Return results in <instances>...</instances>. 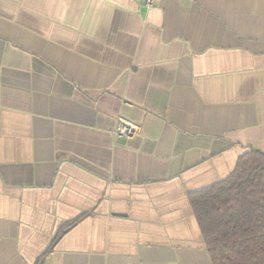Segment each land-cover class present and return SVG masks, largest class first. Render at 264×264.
I'll return each instance as SVG.
<instances>
[{
  "label": "crops",
  "instance_id": "1",
  "mask_svg": "<svg viewBox=\"0 0 264 264\" xmlns=\"http://www.w3.org/2000/svg\"><path fill=\"white\" fill-rule=\"evenodd\" d=\"M251 151L264 0H0V264H213L190 195Z\"/></svg>",
  "mask_w": 264,
  "mask_h": 264
},
{
  "label": "trees",
  "instance_id": "2",
  "mask_svg": "<svg viewBox=\"0 0 264 264\" xmlns=\"http://www.w3.org/2000/svg\"><path fill=\"white\" fill-rule=\"evenodd\" d=\"M190 201L213 264H264V153L243 155L227 179Z\"/></svg>",
  "mask_w": 264,
  "mask_h": 264
},
{
  "label": "built area",
  "instance_id": "3",
  "mask_svg": "<svg viewBox=\"0 0 264 264\" xmlns=\"http://www.w3.org/2000/svg\"><path fill=\"white\" fill-rule=\"evenodd\" d=\"M144 5L148 9L158 8L161 6L162 0H143ZM141 127L136 122L127 119L124 116L117 118V124L114 134L119 138L131 139L138 135Z\"/></svg>",
  "mask_w": 264,
  "mask_h": 264
}]
</instances>
